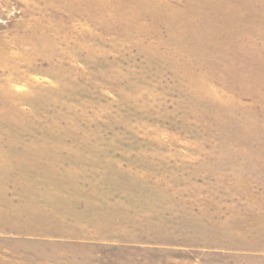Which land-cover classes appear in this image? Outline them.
I'll list each match as a JSON object with an SVG mask.
<instances>
[{
    "label": "rangeland",
    "instance_id": "rangeland-1",
    "mask_svg": "<svg viewBox=\"0 0 264 264\" xmlns=\"http://www.w3.org/2000/svg\"><path fill=\"white\" fill-rule=\"evenodd\" d=\"M0 264H264V0H0Z\"/></svg>",
    "mask_w": 264,
    "mask_h": 264
}]
</instances>
